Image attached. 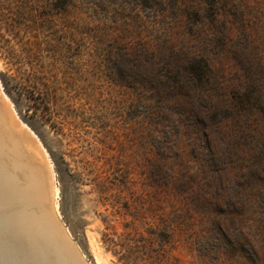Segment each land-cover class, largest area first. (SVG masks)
Masks as SVG:
<instances>
[{"label":"rangeland","instance_id":"374dc122","mask_svg":"<svg viewBox=\"0 0 264 264\" xmlns=\"http://www.w3.org/2000/svg\"><path fill=\"white\" fill-rule=\"evenodd\" d=\"M0 81L88 264H264V0H0Z\"/></svg>","mask_w":264,"mask_h":264},{"label":"bare ground","instance_id":"6f19581e","mask_svg":"<svg viewBox=\"0 0 264 264\" xmlns=\"http://www.w3.org/2000/svg\"><path fill=\"white\" fill-rule=\"evenodd\" d=\"M0 94L12 106L3 90ZM4 139L0 138V221L4 222L2 227L0 222V264H88L60 219L59 190L48 155L43 151L47 173L37 156L22 149L19 139L12 140L15 150L8 147L11 139Z\"/></svg>","mask_w":264,"mask_h":264},{"label":"water","instance_id":"95a60500","mask_svg":"<svg viewBox=\"0 0 264 264\" xmlns=\"http://www.w3.org/2000/svg\"><path fill=\"white\" fill-rule=\"evenodd\" d=\"M1 90H3V86L0 81V91ZM17 120L18 119L16 118L14 107L10 106L2 98L0 94V138L3 140H5L4 139L5 137H8L9 139H11L9 140L11 143L8 142V147L10 146L14 150H15V147H14L15 144H13L12 140H14L15 138L19 139L23 145L22 149H24L26 153L28 152L27 155L29 156L30 154H33L34 156H37L41 167L47 170V173H48L49 166L46 164V158L43 155L44 153L48 155L45 148L41 144L40 140L38 138L37 139L34 138L30 134V132L22 126L21 124L22 122H18ZM21 157L27 158L25 154H23V156ZM48 180H50L49 176H48ZM0 222H1V227H2V225H4V222L3 220H1ZM2 229H4V227ZM80 254H82L81 251H80Z\"/></svg>","mask_w":264,"mask_h":264},{"label":"trees","instance_id":"16d2710c","mask_svg":"<svg viewBox=\"0 0 264 264\" xmlns=\"http://www.w3.org/2000/svg\"><path fill=\"white\" fill-rule=\"evenodd\" d=\"M112 244H114L115 248L117 247V245L113 242ZM110 247H112V245H108ZM116 254H118L119 256V260L121 262V264H140V260L141 262L144 264L145 260L144 257L145 254H142V250L139 247V245L136 246H127L126 248H122V249H117L116 248ZM121 254V255H120ZM148 257L147 264H152L153 263V258L154 257H149V255H146Z\"/></svg>","mask_w":264,"mask_h":264}]
</instances>
